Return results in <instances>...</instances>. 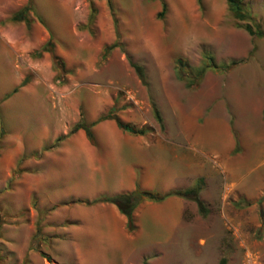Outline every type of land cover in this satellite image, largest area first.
I'll list each match as a JSON object with an SVG mask.
<instances>
[{
  "label": "rangeland",
  "instance_id": "374dc122",
  "mask_svg": "<svg viewBox=\"0 0 264 264\" xmlns=\"http://www.w3.org/2000/svg\"><path fill=\"white\" fill-rule=\"evenodd\" d=\"M27 3L25 19L10 20ZM241 5L243 19L227 0H0V264H264V36L243 27L264 31V0ZM48 38L62 70L49 52L34 55ZM111 106L106 119L173 140L207 146L214 133L220 155L188 178H202L207 212L188 199L173 239L102 241V255L79 257L67 218L44 220L84 199L36 192L38 139L54 121L60 145L80 115L89 124Z\"/></svg>",
  "mask_w": 264,
  "mask_h": 264
},
{
  "label": "crops",
  "instance_id": "0c3cea01",
  "mask_svg": "<svg viewBox=\"0 0 264 264\" xmlns=\"http://www.w3.org/2000/svg\"><path fill=\"white\" fill-rule=\"evenodd\" d=\"M41 117L49 118L43 112ZM53 122L42 124L50 132L39 136V152L44 150V154L42 159L35 160L36 192L48 194L51 201L57 193L61 197L92 200L128 193L135 188L159 194L184 189L191 184L192 179L188 181V178L206 174L211 161L220 155V148L216 146L218 138L212 132L206 135V126L202 130L207 146H198L195 142L173 140L166 132L155 129L132 134L120 129L114 120L105 118L91 125V140L78 128L56 145L53 140L59 131ZM63 132L66 134V129ZM42 144H47L48 149H41ZM188 203L187 198L175 194H166L159 200L142 199L133 209L135 228L132 231L126 229L125 217L116 206L105 201L73 202L51 211L44 223L67 218L68 226L62 229L67 231L70 242H74V254L92 257L103 254L94 246L102 241L126 238L134 247L173 239L182 231Z\"/></svg>",
  "mask_w": 264,
  "mask_h": 264
},
{
  "label": "trees",
  "instance_id": "16d2710c",
  "mask_svg": "<svg viewBox=\"0 0 264 264\" xmlns=\"http://www.w3.org/2000/svg\"><path fill=\"white\" fill-rule=\"evenodd\" d=\"M227 3H228L230 10L233 12L234 16L237 19H243L244 18L245 12H244L243 7L241 5V0H227ZM163 8H164V4H162V10H163ZM30 9H31V7H30L29 3L23 5L20 9L15 11L10 16V20H12V21L24 20L27 12ZM91 10L93 11L92 6H91ZM243 27L251 35H254L256 37L264 36V31H262L258 27L253 28L250 24H247V23L244 24ZM112 46H113V44L110 45V47H112ZM52 48H53V44H52L51 40L48 38L41 45V47L36 52H34V55H40L44 51L49 52L51 54L53 66L57 70H62V68H63L62 62L59 60V58L57 56H55L53 54ZM131 65H132L136 75L138 76V78L141 81H143L144 76H143V71H142L141 66L138 64H135V63H131ZM24 82H25V78L20 81L19 85L24 84ZM113 110H114V108H113V106H111L104 114L99 115L94 120V122L108 118V117H111V113L113 112ZM152 112H153L155 119L159 123V126L162 127L160 114L153 104H152ZM113 118L115 119L116 125L122 130L128 131L130 133H137V134H141L144 132V130L142 128H139L138 130L133 129L131 126H129L127 123L122 122L117 117L113 116ZM94 122H92V123H94ZM92 123L88 124V123L84 122L83 118L80 115L78 121L71 126L69 131L64 135L57 137L56 140L58 141L63 136L75 131L78 128L83 129L86 137L89 140H91L92 139V133H91L90 126L92 125ZM202 185H203V180L201 177H198L195 180L193 185H191L187 188H184V189L171 190L169 192H166L165 194H159L156 192H152L150 190L135 188L134 190H132L128 193H120V194H115L112 196H100V197L92 199V200H84L83 202L86 204H89V203L96 202V201H105V202H109V203L114 204L116 206V208L118 209V211L121 214H123L125 217L126 229L128 231H132L135 228V224H134V220H133V209H134L135 205L142 199L159 200L166 194L179 195V196H182V197L187 198L189 200H192L196 205V209H197L198 213L201 216H204L207 212V208H206L204 202L200 199V197L198 195L200 189L202 188ZM263 197H264V194H262L257 199V202L259 203ZM35 232H39L38 224H36V226H35ZM39 253L42 257H45L46 259L50 258L49 255H47L46 253H44L42 251H40ZM218 264H223V259H220Z\"/></svg>",
  "mask_w": 264,
  "mask_h": 264
},
{
  "label": "bare ground",
  "instance_id": "6f19581e",
  "mask_svg": "<svg viewBox=\"0 0 264 264\" xmlns=\"http://www.w3.org/2000/svg\"><path fill=\"white\" fill-rule=\"evenodd\" d=\"M247 114V113H246ZM253 126V125H252ZM250 128V127H249ZM255 128V127H254ZM250 133H251V136H254L255 135V132L251 129L250 131H249Z\"/></svg>",
  "mask_w": 264,
  "mask_h": 264
}]
</instances>
